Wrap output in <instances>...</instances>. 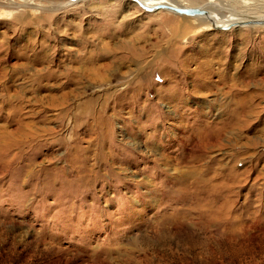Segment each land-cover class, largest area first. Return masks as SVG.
Wrapping results in <instances>:
<instances>
[{
    "label": "rangeland",
    "instance_id": "1",
    "mask_svg": "<svg viewBox=\"0 0 264 264\" xmlns=\"http://www.w3.org/2000/svg\"><path fill=\"white\" fill-rule=\"evenodd\" d=\"M34 1L0 6V264H264V26Z\"/></svg>",
    "mask_w": 264,
    "mask_h": 264
},
{
    "label": "bare ground",
    "instance_id": "2",
    "mask_svg": "<svg viewBox=\"0 0 264 264\" xmlns=\"http://www.w3.org/2000/svg\"><path fill=\"white\" fill-rule=\"evenodd\" d=\"M68 1L70 4H77L78 2L80 3V1L86 2V0H76V1L68 0ZM238 1L239 0H231V1L230 0H206V5L202 7H194L191 5H187L183 2L181 3L177 0H157V1L145 2L144 4L146 6H154L156 4H167V5L175 6L179 8L202 9L206 11L204 15L194 16V17H189V18L195 19L199 23V25L203 28H214L216 30L227 31L235 27H246V26L248 27L262 26L263 27L264 25H254V24H248V23H250L251 21H256V20L264 21V0H240L239 3ZM33 5L41 6L40 3H35L34 0H0V6H3L4 8H16L19 10L20 8H23V7L26 8V7H30ZM225 10H227L228 12L227 13L224 12ZM159 11L169 12L166 10H156L150 13H156ZM169 13H172V12H169ZM183 17H186V16H183ZM239 104L242 106L244 105V103L242 104V102L240 101H239ZM236 108L237 109H233L231 111L232 115L233 113H238L240 118H242L244 116V113H243L244 110H242L243 108L241 109L240 107H237V106ZM248 116L246 117L248 118ZM238 121L236 120V122ZM240 121L241 122L243 121L244 123L247 122L246 118ZM219 123L221 124L220 127H223V128L219 127L220 128L219 132L223 131L224 128H229V124H231L229 122V119L224 120ZM219 135H222V134L219 133Z\"/></svg>",
    "mask_w": 264,
    "mask_h": 264
},
{
    "label": "water",
    "instance_id": "3",
    "mask_svg": "<svg viewBox=\"0 0 264 264\" xmlns=\"http://www.w3.org/2000/svg\"><path fill=\"white\" fill-rule=\"evenodd\" d=\"M72 1H76V0H72ZM130 1L133 3H136L142 10L148 13L156 11V10H166L174 14H177L179 16H186V17L200 16L206 13V11L199 9V8H179V7L170 6L167 4H156L154 6H146L144 4L145 2H151V1H157V0H130ZM248 24L264 25V21L256 20V21H251Z\"/></svg>",
    "mask_w": 264,
    "mask_h": 264
}]
</instances>
